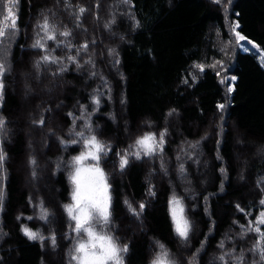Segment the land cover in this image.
I'll list each match as a JSON object with an SVG mask.
<instances>
[{
  "label": "trees",
  "instance_id": "trees-1",
  "mask_svg": "<svg viewBox=\"0 0 264 264\" xmlns=\"http://www.w3.org/2000/svg\"><path fill=\"white\" fill-rule=\"evenodd\" d=\"M130 3L133 19L118 15V0H71L70 7L65 0L18 1L21 32L11 50L12 70L1 107L12 137L6 145L9 176L1 215L0 264H75L69 252L78 237L71 231L62 205L68 204L72 190L66 163L82 148H65L60 139H79L69 133L74 117H84L75 120L76 131L87 135L88 113H93L90 120L98 139L112 146L101 167L111 184V234L121 246L128 245L124 264H150L158 251L157 241L166 245L178 264H187L202 242L199 264H221L218 257L224 252L235 257L241 251L245 264L259 261L250 251L256 234L244 235L240 226L247 227L264 207L259 204L264 199V69L256 55L239 48L226 57L228 68L220 71L218 62L221 44L230 39L232 22L239 24L241 35L264 51V0H229L226 6L213 0ZM79 7L88 11L78 20ZM44 16L60 31L66 27L72 32L70 37L58 39L71 41L74 47L69 50L64 44L56 47L48 41L49 50L55 48L52 54L62 58L63 64L42 63L35 73L33 59L46 54L32 48L37 24ZM83 43L89 48L77 56V67L67 57L76 55ZM89 60L93 63H86ZM197 64L205 65V70H197ZM61 66L67 71L61 73ZM24 71L40 83L25 84ZM227 75L235 77L234 83L228 84ZM52 81L58 87L47 94ZM94 95L100 99L96 111ZM221 104L223 110L218 108ZM41 118L43 126L38 123ZM165 130L162 158L167 175L159 155L140 160L129 157L128 166L120 171L117 152L146 132L157 133L158 138ZM33 139L40 143L29 153ZM194 144L197 146L191 147ZM26 156L29 161L35 159L36 165L27 161L26 169ZM181 163L184 176L179 174ZM41 174L46 188L35 193L28 181L42 182ZM150 187L155 196L149 195ZM173 192L183 198L192 223L188 246L173 231L168 209ZM41 200L50 213L47 222L35 217L31 207ZM125 200L137 212L144 203L143 212L134 216ZM237 205L245 211H239ZM29 216L33 219L28 220ZM22 225L46 239H28ZM53 233L55 247L47 239Z\"/></svg>",
  "mask_w": 264,
  "mask_h": 264
},
{
  "label": "snow or ice",
  "instance_id": "snow-or-ice-1",
  "mask_svg": "<svg viewBox=\"0 0 264 264\" xmlns=\"http://www.w3.org/2000/svg\"><path fill=\"white\" fill-rule=\"evenodd\" d=\"M123 3H130V0H122ZM215 2L220 3L221 0H215ZM66 6H71V0H65ZM17 6V0H7V5H3L2 0H0V10L6 7V14L3 19L0 20V101L3 100V95L5 91V78L10 74L11 61L10 56V43L13 38L18 34V17L16 12L13 10ZM99 7V4H97ZM88 9L84 7H79L78 15L76 18L79 20ZM114 22V21H113ZM80 25L78 24L77 27ZM239 24L233 26V32L236 36L237 41H243L246 39L239 31L236 29ZM39 31L37 32V37L32 45L34 49H40L46 54L41 56L39 60L35 61L34 66L39 69L41 64H63L62 58L53 55L55 48L49 50L48 41L55 42L56 47L64 44V47L71 50L74 47L71 41H61L59 37L68 38L72 35V32L66 27L63 31H60L56 24L51 23L47 16L43 17V22L37 24ZM43 33L41 36L40 33ZM93 44L95 41L92 42ZM89 48L88 43L81 44L76 48V55H70L67 59L73 63L80 65L77 62V56L80 52H86ZM114 51V50H113ZM118 62V61H117ZM86 63H93L91 60L86 61ZM264 66V62H262ZM194 67L198 68L201 72L205 70V65L197 64ZM214 67V65H213ZM59 71L62 73L67 71L66 66H61ZM219 74V73H217ZM55 75V73H54ZM95 75V73H93ZM195 79V77H193ZM235 80V77L232 78ZM187 83V81H185ZM233 91V88L229 87V92ZM92 103L95 106L94 111L99 109L100 99L99 95H94L92 97ZM224 105H218V108L223 110ZM81 108L87 112V106L81 105ZM174 111V110H173ZM93 113H88V119L84 124V129L87 131H76L75 120L77 118L84 119V117H74L72 126L69 129L70 135L78 137L79 139H72L71 141H65L60 139V143L67 148L70 145H80L82 150L78 155L72 156L70 161L66 163V167L69 169L68 180L72 186L71 190V203L63 204L62 208L66 214L69 222L71 231L76 234L78 239L75 245L70 250L69 255L71 261L75 264H124V256L128 252V245L125 244L121 246L116 237L111 234L112 225V195H111V184L108 182V175L105 173L104 169L101 167V160L106 158L109 152L112 151V146L105 143L104 141L98 139L95 134V129L91 124L90 117ZM69 113V116H72ZM171 115V113H169ZM38 123L43 126L45 120L41 118ZM7 135V122L5 118L0 115V210L3 208L5 191H4V181L6 180V169L5 162L7 159V154L3 148V142ZM166 130L161 131L158 134L154 132H146L142 136L137 137L132 145H129L127 149L122 152H117L116 155L119 157V169L121 172L129 164V157H134L136 160H140L143 157H155L160 156L161 158V169L165 175H167V168L165 167V162L163 161L162 154L164 152ZM197 145H192L195 148ZM179 159V157H177ZM29 163L33 166L36 165V160L31 159ZM60 168V165H57ZM221 171H224L223 169ZM186 169L184 164L181 163L179 166V174L184 176ZM33 177H35L36 172L33 169ZM154 188H149V195L155 196ZM31 203V199H30ZM124 203L127 205L129 212L134 216H139L144 208V203L139 204L140 211L137 212L136 208L132 204L125 200ZM261 206H264V199L259 201ZM39 217L38 219L45 222L49 219V210L45 207L43 200L39 202ZM239 211L244 212L245 209L240 208L237 205ZM169 216L173 225V231L175 235L180 239L181 243L188 246L191 243V233H192V223L186 215V207L183 198L177 193L173 192L168 201ZM21 219V217H17ZM28 220L33 219V217H27ZM255 225V226H253ZM264 225V207L261 208L255 220H249L248 226L241 225L243 234L255 233L256 242L253 248L250 250L254 254L258 255L259 261H254L253 264H264V229L261 228ZM21 230L25 236L30 240H40L44 241L46 239L39 231H33L26 225H22ZM53 247L56 245V236L53 233L50 237ZM206 239V238H205ZM158 251L155 253L150 264H178L175 256L170 252L165 244L157 241ZM221 249L224 248V242L221 241L219 244ZM204 248V243L202 242L200 247L195 250L192 256L189 258L187 264H199V254ZM235 251V250H233ZM225 257L234 259L236 264H245L244 253L241 251L239 256H232L231 252H224L218 257L221 264H229Z\"/></svg>",
  "mask_w": 264,
  "mask_h": 264
},
{
  "label": "rangeland",
  "instance_id": "rangeland-1",
  "mask_svg": "<svg viewBox=\"0 0 264 264\" xmlns=\"http://www.w3.org/2000/svg\"><path fill=\"white\" fill-rule=\"evenodd\" d=\"M18 1L20 0H17V6L13 9L16 14H17V17H18ZM120 2V4L118 5V15L121 14L123 16V18H126L128 19L129 18V15L132 13V5L131 3H123L122 0H118ZM215 1V0H213ZM3 2V5H7V0H2ZM229 0H221V2L219 4H222L223 6H226L225 4L228 3ZM217 3V2H216ZM6 14V7L3 9V10H0V20L3 19V16ZM130 17H132L133 19V16L130 15ZM237 24V23H229V36H230V39L229 40H225V42H223V44H221V53L219 55V62H218V65H219V70L222 71L224 70L225 68H228V65H229V61H226V57L228 58V56L233 54V52L231 50H237L238 48L240 49L241 52L243 53H250L251 54H254L257 56L259 62L261 63L262 65V62H264V51L257 45L255 44L254 42L252 41H249L248 39H245L243 41H237L236 39V36L233 32V26ZM239 28V27H238ZM238 28L236 29V31H238ZM18 34L13 38V40L11 41L9 47H10V56H9V59L11 57V50L15 44V42L17 41V38L21 32L19 26H18ZM33 61L35 62L36 60L33 59ZM36 67L33 65L32 66V70L35 71V73L37 72V68L35 69ZM264 68V66H263ZM197 70H199L198 68H196ZM11 74V72H10ZM9 74V75H10ZM7 75V77L9 76ZM6 77V78H7ZM35 77V76H34ZM32 75H30V73L24 71L23 74H22V79L26 82L25 84H30V82L32 80V83L35 82V84H38L40 83L38 80V78L35 77V79ZM6 78H5V88H6ZM227 80H228V84H231V83H234V81L232 80V78L230 77V75H227L226 76ZM32 87H35V85H32ZM56 87H58V83L55 81H52L51 82V89L50 91H47L45 89V91H47V94L52 93L55 91ZM27 90V87L25 88ZM5 92V91H4ZM53 94V93H52ZM4 96V95H3ZM4 99V98H3ZM2 104H3V100L0 101V115H2L4 117V115L2 114V111H1V107H2ZM59 105H63L62 102H60ZM5 118V117H4ZM6 120V118H5ZM7 122V135L4 139V142H3V148H4V151L6 152V145H7V142L9 141L8 139H10V137H12V128L10 126V123L8 120H6ZM39 140H34L33 139V144H32V147H29L28 151L29 153L32 152L33 150L37 149L38 147V144H39ZM7 154V152H6ZM29 156V154H28ZM26 156V160H25V166H26V169H27V161L29 163V157ZM7 163H8V154H7V159H6V162H5V169H6V180L4 181V191H5V185L7 182V179H8V176H9V172H8V168H7ZM30 164V163H29ZM44 175L41 174L40 176V179L42 182H39V181H34L30 179V181H28V183L30 184V186L32 187V191H34L35 193H38V191L42 190L43 187L46 188L45 186L42 187V185L44 184ZM39 179V180H40ZM44 190V189H43ZM71 193V192H70ZM68 203H71V197H70V201ZM31 207H33V211H34V216L35 217H39V207H38V204L37 203H34ZM3 208H4V204H3ZM3 208L2 210H0V241L3 240L4 238V232H2V224H1V215H2V211H3ZM0 262H1V259H0Z\"/></svg>",
  "mask_w": 264,
  "mask_h": 264
}]
</instances>
